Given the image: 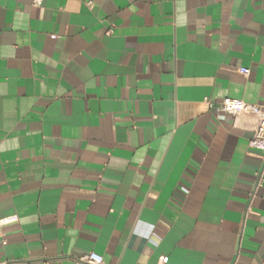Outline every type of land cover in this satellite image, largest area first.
Masks as SVG:
<instances>
[{
    "label": "crops",
    "instance_id": "1",
    "mask_svg": "<svg viewBox=\"0 0 264 264\" xmlns=\"http://www.w3.org/2000/svg\"><path fill=\"white\" fill-rule=\"evenodd\" d=\"M226 98L264 110V0H0V264H264Z\"/></svg>",
    "mask_w": 264,
    "mask_h": 264
},
{
    "label": "built area",
    "instance_id": "2",
    "mask_svg": "<svg viewBox=\"0 0 264 264\" xmlns=\"http://www.w3.org/2000/svg\"><path fill=\"white\" fill-rule=\"evenodd\" d=\"M36 4H39L37 1ZM240 74L249 77L251 70L242 68L239 70ZM209 104V100H206ZM220 110L231 116H238L242 114H251L257 118V126L254 131V136L249 142L250 150L260 153V158L264 165V110L258 105L249 104L243 100L226 98L221 102ZM264 171V169H263ZM262 176V175H261ZM261 180V178H260ZM16 222V218L0 219V229L6 225ZM81 261L89 264H104V259L98 254L85 255ZM161 264H165V258L160 259ZM4 264V263H3Z\"/></svg>",
    "mask_w": 264,
    "mask_h": 264
}]
</instances>
